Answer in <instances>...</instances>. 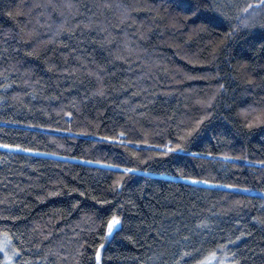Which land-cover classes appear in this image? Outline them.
I'll return each mask as SVG.
<instances>
[{
	"label": "trees",
	"instance_id": "obj_1",
	"mask_svg": "<svg viewBox=\"0 0 264 264\" xmlns=\"http://www.w3.org/2000/svg\"><path fill=\"white\" fill-rule=\"evenodd\" d=\"M248 4L257 14L232 35ZM184 16L177 0H0V143L38 149L0 148V233L25 250L21 262L81 264L84 234L90 264L101 243V264H177L183 252L196 264L212 251L264 264V125L246 126L264 119V9L205 0ZM213 94L187 151L157 156L155 134L206 114L197 102ZM120 131L123 143L101 139ZM98 211L121 216L110 237Z\"/></svg>",
	"mask_w": 264,
	"mask_h": 264
},
{
	"label": "snow or ice",
	"instance_id": "obj_2",
	"mask_svg": "<svg viewBox=\"0 0 264 264\" xmlns=\"http://www.w3.org/2000/svg\"><path fill=\"white\" fill-rule=\"evenodd\" d=\"M177 3L180 5V9L182 13H185L184 18L187 19L189 16L195 17L200 13L201 8L204 6L205 0H177ZM71 7V5H69ZM259 8L264 9V0H259ZM241 13H243V16H241ZM11 15V13H9ZM257 14V5L254 4H248L246 7H242L237 12V18L238 22L235 25L231 26V34L235 35L239 29L242 26H249L252 23V17ZM61 28H63V25H61ZM31 54V53H30ZM0 87H8V85H0ZM104 87L101 83L100 87L95 89V92L99 95H104ZM224 84L219 85V90L222 92L224 90ZM214 100H215V94L213 96L208 97L207 99H201L197 103L201 105L202 107L197 109V112H203L206 114H200L197 116H186L184 119L180 120V122L176 125L174 132L169 130L165 132H158L155 135L160 138L162 141L158 145H156V155L157 156H168L173 153H179V152H186L187 151V145L192 143L196 137L199 136L201 131L204 129L205 123L209 120V118L212 116V112L210 111V108L214 107ZM68 116H71L72 113H67ZM169 121H172V117L168 118ZM256 125H264V119L257 118L255 120L249 121L247 123V127L251 129L252 127ZM70 131V129H68ZM134 131V130H133ZM128 133L125 131H120L117 135H105L102 136L101 139L105 141H109L112 143H115L117 140H119L121 143H123L124 139L127 137ZM148 133H145V136H147ZM164 136H167L168 139L166 142H163ZM132 143L135 144H144L148 145L149 140L148 139H142V140H136ZM0 148L9 149V150H20L26 153H33L38 151V149L35 148H22L20 144H11V143H0ZM131 155L133 157H138L137 152L133 151L131 152ZM209 156H211V153H209ZM91 163H103V161H91ZM261 164H264V161L260 162ZM112 169L119 170L121 168L120 164H112L110 166ZM136 171L134 168L129 167H123V173H131ZM181 179L185 181H190L192 184H209L211 181L205 179V180H199L195 176H188V175H182ZM124 180V175H120L116 180L113 181V185L110 186L113 191H117L121 189L122 187V181ZM225 187L229 189L238 188L239 186L236 184H227ZM78 189L73 188L72 191H77ZM247 189H245L246 191ZM56 192H49L48 195H56ZM81 195H85V193L81 192ZM93 200H97V197L93 196ZM97 202L101 205L108 203V201L104 199H99ZM79 201H77V204ZM76 206L73 205V208ZM96 218L100 220L99 227L103 229L104 237L112 234L114 232V229L117 228V226L122 224L121 216L117 215L115 212H113L110 216L107 217L106 222L103 219L104 213L103 211H98L95 213ZM11 219L15 220L16 217H11ZM205 221H201V224L203 225ZM237 223H239V220H237ZM244 233H241L243 235ZM0 235H3L7 238L8 243H0V252H3V260H0V264H28V261H20V257L24 255V251L20 247H15L10 244V241L12 240V236L9 234V232H3L0 233ZM103 239V237H102ZM185 240L188 239V237H184ZM237 240L240 239L239 236L236 237ZM82 241V242H81ZM94 243V241L92 242ZM231 243V242H226ZM76 255L81 257V264H90V260L85 261L83 260V253H85L89 246V241L87 236L84 234H81V236L76 241ZM9 247L11 248V252H9ZM39 247V245H37ZM105 247L104 243L99 244L95 247V253H94V259L95 264H101V251ZM222 251L225 249V244H220L217 246ZM196 254H199L198 250L196 251ZM173 255H176L173 253ZM192 253L190 252H183L180 256L177 257V264H185V258H191ZM211 257L216 258L217 252L212 251L209 254ZM232 260L226 261L224 259L220 260V264H240V261L236 259V253H231ZM39 259V257H37ZM196 264H204V261L198 260L196 261Z\"/></svg>",
	"mask_w": 264,
	"mask_h": 264
},
{
	"label": "rangeland",
	"instance_id": "obj_3",
	"mask_svg": "<svg viewBox=\"0 0 264 264\" xmlns=\"http://www.w3.org/2000/svg\"><path fill=\"white\" fill-rule=\"evenodd\" d=\"M110 235H108V237H110ZM220 260L221 259H215V258H211L210 260L204 261V264H220Z\"/></svg>",
	"mask_w": 264,
	"mask_h": 264
}]
</instances>
